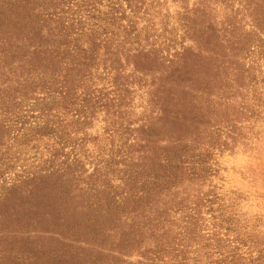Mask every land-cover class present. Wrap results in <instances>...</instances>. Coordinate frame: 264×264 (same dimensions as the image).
Returning <instances> with one entry per match:
<instances>
[{"label": "trees", "instance_id": "1", "mask_svg": "<svg viewBox=\"0 0 264 264\" xmlns=\"http://www.w3.org/2000/svg\"><path fill=\"white\" fill-rule=\"evenodd\" d=\"M170 5L187 40L168 43L174 60L164 57ZM259 61L264 0H0V131L12 122L20 126L14 140L55 137L58 146L49 167L8 189V201L19 195L22 205L5 221V246L47 238L88 253L85 264H132L134 250L135 264H264V233L241 222L233 204L201 192L216 153L247 146L264 129ZM203 97L230 113L212 121L209 100L196 131L165 135L173 147L162 158L133 157L132 117L152 108L169 123L179 114L188 129L200 124ZM100 116L111 148L89 173L87 137ZM76 188L87 197L79 207Z\"/></svg>", "mask_w": 264, "mask_h": 264}, {"label": "rangeland", "instance_id": "2", "mask_svg": "<svg viewBox=\"0 0 264 264\" xmlns=\"http://www.w3.org/2000/svg\"><path fill=\"white\" fill-rule=\"evenodd\" d=\"M168 2L170 3V0ZM177 11V8H174L172 5H170L168 11H165L164 8V31L168 32L164 39V57H168L170 60H174V57L171 55H174L175 51L169 47H177L182 41H187L185 38H182ZM218 11V20H224L223 10L219 9ZM247 21L245 20L243 23L245 24ZM174 37L176 39H173ZM168 43L170 44L169 49L167 48ZM259 67L261 72L259 79L262 80L264 79V61H259ZM164 71H166V66H164ZM167 75L166 73L164 75V88L171 89L175 85L169 84L170 79L169 81L166 79ZM178 91L181 92L180 89ZM209 100H214L213 103H216L215 107L218 112V115L216 113L213 116L211 115L212 121H215V118L222 121L221 119H223L224 115L230 113V108H227L223 102L215 100L214 97H209V99L203 97L199 100L200 104L196 105L195 109L198 111L199 108L198 122L200 124L194 123L188 129L183 127L179 114L174 115L170 119V123L168 119L165 120L164 114L156 117V110L151 108L153 107L152 103L150 108L155 112L152 116L138 115L132 117L131 121L137 129V132L134 134L135 146L131 151L133 157L144 158L149 157V154H156L160 155L157 158H162L164 152L171 150L173 147L167 141L165 135L169 134L171 136L170 133H175L178 137H181L188 131H196L195 128L197 126L200 127L207 120V114H211L209 111L207 114L205 112V107L209 104ZM192 107L193 103L191 104ZM102 118L103 116H100L88 132L87 150L84 154V160H86V169H88L89 173L94 170L96 162L100 163L106 158L111 148V142L105 136L106 123L103 122ZM137 119L139 120L137 121ZM186 121L188 126L191 121ZM4 122L5 120L0 117V126ZM6 124L9 131H0V264H85L81 258L84 256L89 258L90 255L88 253L82 254L81 251L72 252L68 248H60L55 242L48 243L47 238L37 241V244L31 248L16 249L13 246H5V235L8 233V229H5L7 225L5 221H7L10 212L17 211L19 205H22V199L19 195H16L13 200L8 201V197L6 196L10 193L8 189L13 186V190L18 191V183L14 184V182L20 179V177L26 174L33 175L41 169L49 167L48 161L51 158V153L58 147L55 137H41L39 139V136H34L30 141L22 137L14 140V133L20 126L18 125V128H15L12 122ZM26 127L28 129V125ZM198 130H203V128L201 127ZM257 139L247 146H237L232 151L216 153L211 162L215 175L206 181L207 184L201 192L203 195H207L210 200L217 199L220 204H233L236 207V212L240 215L241 222H245L250 227L264 233V129L261 130ZM15 194L19 193H14L13 195ZM74 196L77 199L76 206L78 207L87 198L80 191V188H76ZM205 217L209 219L208 215H205ZM173 220L176 222L174 226V231L176 232L181 224L178 217H174ZM208 226L210 228L211 223ZM113 241L114 238L110 239V243H113ZM110 247L111 245H108L107 249ZM130 253L132 264L141 260L139 251L134 250ZM60 255L66 257L64 263L60 257L57 258ZM96 262V260L91 258V261L87 264H96Z\"/></svg>", "mask_w": 264, "mask_h": 264}]
</instances>
